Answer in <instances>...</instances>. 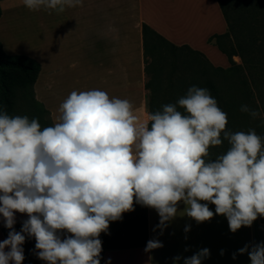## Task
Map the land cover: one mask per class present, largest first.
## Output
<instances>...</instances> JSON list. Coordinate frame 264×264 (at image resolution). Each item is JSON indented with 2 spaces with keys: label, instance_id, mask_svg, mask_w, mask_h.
Wrapping results in <instances>:
<instances>
[{
  "label": "clouds",
  "instance_id": "1",
  "mask_svg": "<svg viewBox=\"0 0 264 264\" xmlns=\"http://www.w3.org/2000/svg\"><path fill=\"white\" fill-rule=\"evenodd\" d=\"M82 2L23 0L30 11L49 14ZM133 111L128 99L98 88L73 90L54 125L43 128L37 118L10 116L0 106V216L10 230L0 242V264H22L26 236L47 264H101V233L134 204L156 210L161 232L180 213L197 223L223 215L233 233L264 217V136L227 130V113L207 88L189 87L147 122ZM240 111L260 115L246 104ZM224 141L227 151L211 159L210 148ZM17 212L28 217L19 232ZM161 247L150 239L145 251ZM238 252L264 264V242ZM209 255L198 250L184 264H202Z\"/></svg>",
  "mask_w": 264,
  "mask_h": 264
},
{
  "label": "crops",
  "instance_id": "2",
  "mask_svg": "<svg viewBox=\"0 0 264 264\" xmlns=\"http://www.w3.org/2000/svg\"><path fill=\"white\" fill-rule=\"evenodd\" d=\"M0 9L3 51L40 64L34 99L47 112L51 125L56 122L60 103L73 90L93 88L106 91L110 97L128 99L138 120L148 121L152 95L145 73L142 24L168 44L202 55L214 68L230 66L227 57L208 42L211 36L227 32L216 0H83L82 6L66 7L62 13L53 10L51 14L43 8L30 11L23 0H11L1 1ZM109 26L117 31H109ZM208 206L215 212V205ZM184 208L180 203L178 210ZM144 214L147 241L158 239L163 247L150 252L145 251L146 245L104 247L101 264L109 260L110 264H184V258L205 248L210 255L202 264H251L247 252L239 254L238 250L264 242V217L233 233L223 215L197 223L180 213L161 232L156 210L144 207ZM15 216V224L28 218L18 212ZM117 221L110 224H122L124 232L123 223ZM4 228L0 216V242L6 239ZM35 243V238L26 236L22 245L29 261L37 257ZM177 256L181 259L174 261Z\"/></svg>",
  "mask_w": 264,
  "mask_h": 264
},
{
  "label": "trees",
  "instance_id": "3",
  "mask_svg": "<svg viewBox=\"0 0 264 264\" xmlns=\"http://www.w3.org/2000/svg\"><path fill=\"white\" fill-rule=\"evenodd\" d=\"M227 25V32L223 35H213L208 42L212 43L224 54L230 66L226 69L217 67L231 83L233 77H241V88L238 92L220 91L211 83H207L210 94L217 100L218 106L227 113L228 123L226 129L232 132L255 130L258 135L264 136V119L251 117L246 112H241V105L248 106L261 103L264 109V0H216ZM1 16V9H0ZM145 73H152L155 60L161 56L163 48L172 51L180 50L152 31L146 24L141 25ZM190 52V51H189ZM193 53V52H191ZM202 56V55H201ZM239 57L241 65L233 62V57ZM151 58L149 63L147 60ZM214 68V67H213ZM40 72V64L24 55H7L0 42V106L12 116L15 107L17 91L22 90L32 95L33 86ZM240 72L244 74L242 77ZM250 79V83H249ZM150 88V82L147 83ZM146 84V86H147ZM250 85L252 88H250ZM184 94H181V97ZM257 98V102L256 99ZM37 106L35 99L33 100ZM152 104V103H151ZM258 107V106H256ZM251 109H254L250 107ZM41 109V108H40ZM42 112H47L41 109ZM155 110L150 105V113ZM183 111V110H181ZM261 113V111H258ZM50 124V121L48 122ZM50 126H52L50 124ZM223 150L227 151L229 144L224 141ZM126 243L122 245H106L105 247H138L147 244L146 216L122 217ZM22 223L14 224V229L19 232ZM8 228L2 230L5 238L8 237ZM104 249V248H103ZM103 251V250H102Z\"/></svg>",
  "mask_w": 264,
  "mask_h": 264
},
{
  "label": "rangeland",
  "instance_id": "4",
  "mask_svg": "<svg viewBox=\"0 0 264 264\" xmlns=\"http://www.w3.org/2000/svg\"><path fill=\"white\" fill-rule=\"evenodd\" d=\"M4 3H9L11 0H0ZM39 12V11H36ZM39 21V20H38ZM233 62L241 65L239 57H233ZM151 62V58L147 60ZM153 67H150L152 73L147 75L148 82H150L151 91V105L155 110H162V106L169 103H176L181 97V94L186 95L189 87L196 85L198 87L207 88V83H211L220 91H234L238 92L241 88L240 79L233 77V81L229 83L225 75L213 68L212 65L203 56L191 53L186 49L172 51L169 48H163L161 56L156 59ZM243 77L244 74L240 72ZM250 83V79H249ZM250 88L252 86L250 85ZM208 89V88H207ZM256 102H257V98ZM33 96L26 94L22 90L17 91V98L15 99V107L12 116L21 115L28 116L29 119L37 118L41 127H46L49 124V119L46 113L42 112L39 106L33 103ZM260 102L254 106V109L261 111L259 118L264 119V109L260 107ZM248 105V104H246ZM253 106H249L252 107ZM258 106V107H256ZM178 110H183L178 107ZM223 146H215L210 148V158L215 159L217 155L223 154ZM125 216H138L141 218L144 214V206L134 204V211L123 213ZM119 222V221H117ZM114 223V221L112 222ZM116 223V222H115ZM122 224H110V231L100 235L102 241V248L106 245L116 244L122 245L126 243V235L120 229ZM22 264H47L46 261L33 257L31 261L24 259Z\"/></svg>",
  "mask_w": 264,
  "mask_h": 264
}]
</instances>
